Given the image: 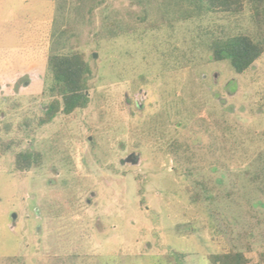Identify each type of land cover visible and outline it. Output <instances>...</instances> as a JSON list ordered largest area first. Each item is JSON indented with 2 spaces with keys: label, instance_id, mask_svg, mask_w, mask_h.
Masks as SVG:
<instances>
[{
  "label": "rangeland",
  "instance_id": "374dc122",
  "mask_svg": "<svg viewBox=\"0 0 264 264\" xmlns=\"http://www.w3.org/2000/svg\"><path fill=\"white\" fill-rule=\"evenodd\" d=\"M238 35L264 47V0H0V264H260L264 53L211 45ZM74 53L90 103L41 125Z\"/></svg>",
  "mask_w": 264,
  "mask_h": 264
},
{
  "label": "trees",
  "instance_id": "16d2710c",
  "mask_svg": "<svg viewBox=\"0 0 264 264\" xmlns=\"http://www.w3.org/2000/svg\"><path fill=\"white\" fill-rule=\"evenodd\" d=\"M205 1L213 9L236 12L246 0ZM256 2L263 3V0ZM211 45L214 61L228 60L237 74L250 69L264 53L263 45L247 35L214 39ZM50 64L61 99H55L49 104L45 115L40 119L41 125L51 123L60 112L70 115L77 109L87 108L90 103L88 78L92 71L84 54L54 55L50 58ZM40 162L41 155L36 152H19L15 157V167L19 171L30 169ZM211 260L214 264H249L244 254L234 252L213 255ZM260 261V264H264V253Z\"/></svg>",
  "mask_w": 264,
  "mask_h": 264
}]
</instances>
